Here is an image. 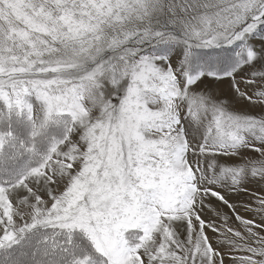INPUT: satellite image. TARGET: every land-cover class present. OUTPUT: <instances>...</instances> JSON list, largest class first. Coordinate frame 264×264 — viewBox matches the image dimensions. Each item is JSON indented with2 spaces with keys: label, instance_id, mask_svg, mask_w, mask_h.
I'll list each match as a JSON object with an SVG mask.
<instances>
[{
  "label": "snow or ice",
  "instance_id": "1",
  "mask_svg": "<svg viewBox=\"0 0 264 264\" xmlns=\"http://www.w3.org/2000/svg\"><path fill=\"white\" fill-rule=\"evenodd\" d=\"M228 261L264 264V0H0V264Z\"/></svg>",
  "mask_w": 264,
  "mask_h": 264
},
{
  "label": "rangeland",
  "instance_id": "2",
  "mask_svg": "<svg viewBox=\"0 0 264 264\" xmlns=\"http://www.w3.org/2000/svg\"><path fill=\"white\" fill-rule=\"evenodd\" d=\"M251 189H255V185H250ZM230 202L233 203L236 208L239 210V213L241 216H247L251 218V213L245 212L244 209L247 205L254 204L253 200V193L252 192H245L238 196H230L228 197ZM214 206H219L217 202L214 201ZM223 212L226 214H230V210L226 207L223 208ZM257 219H259L257 217ZM235 226V225H234ZM211 235V233H209ZM227 264H231L230 261L227 262Z\"/></svg>",
  "mask_w": 264,
  "mask_h": 264
}]
</instances>
